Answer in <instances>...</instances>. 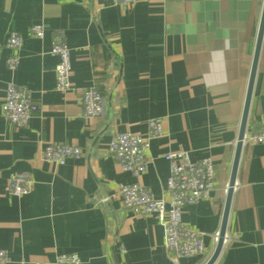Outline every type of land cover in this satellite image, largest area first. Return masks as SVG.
I'll list each match as a JSON object with an SVG mask.
<instances>
[{"label": "crops", "instance_id": "obj_1", "mask_svg": "<svg viewBox=\"0 0 264 264\" xmlns=\"http://www.w3.org/2000/svg\"><path fill=\"white\" fill-rule=\"evenodd\" d=\"M264 0H0V41L22 36L20 61L0 58V249L4 264H205L216 249ZM43 24L45 34L31 32ZM70 48L72 88H56L53 35ZM31 91L39 109L26 126L3 116L6 85ZM96 85L103 113L85 117L82 93ZM150 140L147 170L134 175L107 155L115 132ZM264 126V39L246 135ZM48 143L80 146L65 164L45 160ZM212 156L216 186L186 206L184 224L203 233L205 252L174 259L155 214L126 208L120 185L139 182L169 200V151ZM15 174L33 180L29 193H9ZM214 264H264V144L244 140L226 240Z\"/></svg>", "mask_w": 264, "mask_h": 264}, {"label": "built area", "instance_id": "obj_2", "mask_svg": "<svg viewBox=\"0 0 264 264\" xmlns=\"http://www.w3.org/2000/svg\"><path fill=\"white\" fill-rule=\"evenodd\" d=\"M115 3L132 4L136 0H112ZM31 32L38 38H43L45 28L43 24H34ZM23 44L22 36L17 32H10L5 40L0 41V58L4 50L12 53L7 59L10 70H15L20 61L19 50ZM51 53L59 61L56 66L57 84L59 91L72 88L70 48L65 40L63 30H57L53 35ZM30 90L21 88L9 82L5 89L2 108L3 116L12 124L26 126L39 109L32 100ZM81 102L85 117L100 116L105 107V97L96 85H92L82 93ZM148 136L130 131L115 132L108 144L107 155L117 161L123 170L139 175L147 170L150 140L163 135L161 118L149 121ZM264 144V126L256 133L245 136V140ZM83 149L77 145L65 143H48L44 148L45 160L56 164H65L68 159L80 158ZM165 158L170 163V174L166 182V190L170 194L169 200L157 198L147 186L139 183H124L120 185V195L126 208L136 213L155 214L164 231L165 245L174 259L185 256L200 255L205 252V233L184 224L183 212L186 206L206 198L216 186V168L212 156L194 160L190 152L184 149L169 151ZM33 180L26 174H15L9 181V193L23 196L30 192ZM219 235V234H218ZM218 235L215 238L218 239ZM226 240V237H225ZM8 258L6 250L0 249V264ZM62 264H79L77 254H64L59 259Z\"/></svg>", "mask_w": 264, "mask_h": 264}, {"label": "water", "instance_id": "obj_3", "mask_svg": "<svg viewBox=\"0 0 264 264\" xmlns=\"http://www.w3.org/2000/svg\"><path fill=\"white\" fill-rule=\"evenodd\" d=\"M263 39H264V2H263V7H262V14H261V20H260V25H259V30H258L256 47H255V52H254L253 64H252V69H251V74H250V79H249V84H248L243 114H242L240 131H239V135H238V141H237V147H236V152H235V157H234V162H233V168H232V172H231V176H230V180H229V184H228L227 198H226V204H225L222 226H221V229L219 231L216 249L213 252L212 256L209 258V260L205 264H214L216 259L219 257L221 250L223 248V245H224L226 232H227L229 213H230V209H231V205H232L234 190H235L236 184H237L238 169H239V164H240L242 148H243V144H244V140H245V136H246V129H247L250 105H251V101H252V95H253V90H254V85H255L256 74H257V70H258V64H259Z\"/></svg>", "mask_w": 264, "mask_h": 264}, {"label": "trees", "instance_id": "obj_4", "mask_svg": "<svg viewBox=\"0 0 264 264\" xmlns=\"http://www.w3.org/2000/svg\"><path fill=\"white\" fill-rule=\"evenodd\" d=\"M102 92V91H101Z\"/></svg>", "mask_w": 264, "mask_h": 264}]
</instances>
